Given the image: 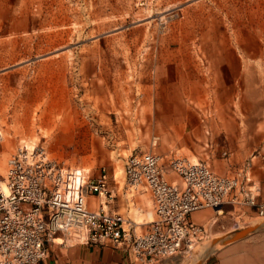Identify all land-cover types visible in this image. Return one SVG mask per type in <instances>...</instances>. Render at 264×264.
<instances>
[{"label":"rangeland","instance_id":"rangeland-1","mask_svg":"<svg viewBox=\"0 0 264 264\" xmlns=\"http://www.w3.org/2000/svg\"><path fill=\"white\" fill-rule=\"evenodd\" d=\"M260 17L264 0H0V173L23 142L94 175L105 169L121 190L136 153L213 169L232 152L210 122L224 135L236 117L214 106L212 81L223 68L214 59ZM137 195L148 208L130 204L132 219L155 218L151 191L128 198ZM206 235L176 259L204 264L208 244L231 240Z\"/></svg>","mask_w":264,"mask_h":264},{"label":"built area","instance_id":"built-area-1","mask_svg":"<svg viewBox=\"0 0 264 264\" xmlns=\"http://www.w3.org/2000/svg\"><path fill=\"white\" fill-rule=\"evenodd\" d=\"M5 134L0 130V143ZM247 163L231 176L218 175L208 163L164 158L150 152L131 155L125 164L129 191L145 188L154 199L155 218L138 224L106 209L117 190L104 169L68 166L52 159L44 146L23 142L0 173V264H42L50 243L110 245L146 263H160L190 251L205 237L191 215L225 204L253 209L264 218L261 188ZM176 174L180 182L167 178ZM103 201L88 207V196ZM146 226V230L141 228Z\"/></svg>","mask_w":264,"mask_h":264},{"label":"crops","instance_id":"crops-1","mask_svg":"<svg viewBox=\"0 0 264 264\" xmlns=\"http://www.w3.org/2000/svg\"><path fill=\"white\" fill-rule=\"evenodd\" d=\"M237 34V42L225 48L227 56L217 57L213 63L223 67L220 71L222 74H217V79L212 81L214 106L222 110L225 108L227 113L232 111L236 116L234 124L227 125L224 135L221 133L223 127L216 124L215 119L210 122L211 129L215 131L213 135L217 138L224 136L223 142L232 152L230 158L214 161L213 169L220 176H231L251 163L249 174L254 184L261 188L260 200L264 201V22L260 17L257 26L244 27ZM167 178L174 182L171 173ZM115 181L111 177L117 196L106 209L114 213L126 212L128 216L125 217L134 221L130 215V204L141 209H145L144 205L148 208V204H144L140 193L130 200L129 190H121ZM96 200L97 196H88V207L92 211L100 210ZM203 214L208 218L202 222L196 221ZM259 219L264 218L258 217L255 210L232 204H225L222 214L213 209L192 214L191 221L205 228L206 238H231L204 264H264V222L256 226ZM240 220L243 233L235 234L233 225ZM144 227L141 229L146 230L147 227ZM57 240L60 242L49 244L50 257L42 264H186L180 258L176 259L180 255L160 263H146L122 248L77 243L63 245L62 239Z\"/></svg>","mask_w":264,"mask_h":264},{"label":"bare ground","instance_id":"bare-ground-1","mask_svg":"<svg viewBox=\"0 0 264 264\" xmlns=\"http://www.w3.org/2000/svg\"><path fill=\"white\" fill-rule=\"evenodd\" d=\"M217 212L219 213H222L223 212V208H220L219 210H217ZM150 218H152L150 221H152L154 218H153V215H150ZM139 224H142L141 221L138 222ZM230 239H226L224 240L225 242L228 241ZM223 241V242H224ZM216 247L217 245H214L212 243L208 244L206 247H205V251L204 253L202 254V261L206 260L208 258V256H210L212 254V252H214L216 250ZM200 259V258H199Z\"/></svg>","mask_w":264,"mask_h":264}]
</instances>
